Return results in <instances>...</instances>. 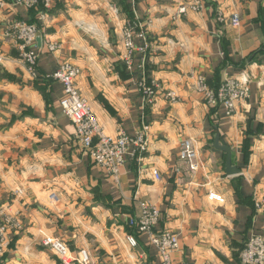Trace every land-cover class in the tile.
Instances as JSON below:
<instances>
[{
    "label": "crops",
    "instance_id": "0c3cea01",
    "mask_svg": "<svg viewBox=\"0 0 264 264\" xmlns=\"http://www.w3.org/2000/svg\"><path fill=\"white\" fill-rule=\"evenodd\" d=\"M181 1L201 8L178 14L164 0H54L42 22L35 10L0 0V210L25 223L0 264H59L43 238L61 239L71 264H82L80 250L88 264H159L146 234L125 221L145 200L160 211L154 230L178 235L175 264H243L247 239L264 237V0ZM234 12L238 27L229 25ZM16 20L42 28L32 74L19 43L2 32ZM127 23L144 33L130 68L121 44ZM63 60L79 68L77 87L106 135L148 125L146 151L120 169L117 184L82 151L60 109L62 84L49 76ZM197 75L210 88L237 78L246 95L227 115L206 104ZM145 77L159 86L151 103L139 90ZM216 136L238 173L226 174ZM185 139L201 159L197 170L178 157Z\"/></svg>",
    "mask_w": 264,
    "mask_h": 264
},
{
    "label": "built area",
    "instance_id": "2783aa9c",
    "mask_svg": "<svg viewBox=\"0 0 264 264\" xmlns=\"http://www.w3.org/2000/svg\"><path fill=\"white\" fill-rule=\"evenodd\" d=\"M13 3L22 5L26 9L36 8L41 5V11L37 14L38 19L45 21L47 11H49L54 0H12ZM177 4V13L183 14L187 10L198 11L201 8L200 3L187 2L181 0H164ZM116 12V8L113 7ZM229 25L238 27L240 18L238 13L234 12L229 16ZM42 28L39 23H28L24 20L8 22L2 29L5 37L15 39L19 43L20 57L24 61L28 72L31 74L35 70L38 61V51H34L32 46L40 36ZM144 37V33L127 23L122 27L121 44L124 51L123 58L128 68L133 65L135 50V38ZM58 46L49 44V51H56ZM145 61L139 65L143 68ZM80 74L77 66L69 60H63L59 63L58 69L49 77L62 84V97L59 100V106L64 115H66L74 127V139L92 160L93 164L99 167L107 176L111 177L117 184L119 180L120 169L130 160H141V155L146 151L148 125L143 124L133 135L119 130L116 136L106 135L100 126L96 115L90 107L88 100L82 95L77 87L76 80ZM195 87L204 98L207 105L211 107L222 106L227 115L234 112L235 105L246 95L244 83L237 78L227 77L224 79L217 90L207 86L205 78L197 75L195 78ZM158 84L154 80L145 77L139 85L140 93L143 99L151 103L154 100ZM167 96L174 100L173 93H167ZM178 157L190 164V168L197 170L200 168L201 159L198 157L193 143L190 139H185L180 143ZM154 180H160L161 175L158 171H152ZM139 212L137 216L126 217V222L134 228L139 234H146L148 243L155 246L159 264H175L172 254L179 248L178 235L163 229L155 231L160 217V211L156 205L149 201L138 202ZM11 224L19 227V221L14 218L0 219V242L6 235V227L3 224ZM131 246L137 244L135 238L131 235L126 236ZM45 244L50 245L54 253L63 259L65 264H69L70 253L67 246L61 239L45 240ZM79 262L88 264L89 258L85 251H79ZM240 261L243 264H264V237L252 235L245 242L240 253Z\"/></svg>",
    "mask_w": 264,
    "mask_h": 264
},
{
    "label": "rangeland",
    "instance_id": "374dc122",
    "mask_svg": "<svg viewBox=\"0 0 264 264\" xmlns=\"http://www.w3.org/2000/svg\"><path fill=\"white\" fill-rule=\"evenodd\" d=\"M49 78H51V77H49ZM52 79V78H51ZM17 194L19 193V194H22V190H18V192H16ZM146 201V200H145ZM150 202V201H149ZM5 218H14V219H16V220H18L19 221V227H15V226H13V225H11V224H6L5 222H3V224L5 225V227H6V235H5V237H4V239L0 242V256H3L4 254H5V252H6V250H7V248L9 247V243H10V236L11 235H16V234H18V233H20V232H22V231H24V229H25V223H24V220L21 218V216L20 215H18V214H5L3 211H1L0 210V219H2V221H4V219ZM130 228H132V227H130ZM133 229V228H132ZM138 233V232H137ZM139 234V233H138ZM128 235H130V234H128ZM128 235H126V236H128ZM131 236H133V235H131ZM134 237V236H133ZM135 238V237H134ZM47 238H43V240H42V244L46 247V248H48L54 255H55V257L57 258V260H58V262H59V264L61 263V264H65L64 262H63V259L62 258H60V257H58L55 253H54V251L52 250V247L50 246V245H47V244H45V240H46ZM135 240H136V242H137V239L135 238ZM66 245V244H65ZM67 246V245H66ZM136 246V245H135ZM67 249H68V251H69V253H70V255H71V251H70V249L67 247ZM86 253V252H85ZM77 255V258L79 257V252H77L76 253ZM87 254V253H86ZM69 261H70V263L69 264H71L72 263V260L69 258L68 259ZM78 261H79V258H78Z\"/></svg>",
    "mask_w": 264,
    "mask_h": 264
},
{
    "label": "water",
    "instance_id": "95a60500",
    "mask_svg": "<svg viewBox=\"0 0 264 264\" xmlns=\"http://www.w3.org/2000/svg\"><path fill=\"white\" fill-rule=\"evenodd\" d=\"M218 139H219V137L216 136L214 139V147L217 148L218 150L226 153V158H225V172H226V174L227 175H233V174L238 173V169L231 165L230 148L228 146L218 145Z\"/></svg>",
    "mask_w": 264,
    "mask_h": 264
},
{
    "label": "trees",
    "instance_id": "16d2710c",
    "mask_svg": "<svg viewBox=\"0 0 264 264\" xmlns=\"http://www.w3.org/2000/svg\"><path fill=\"white\" fill-rule=\"evenodd\" d=\"M30 9H33V10H35L37 13H39L40 11H41V5H38L36 8H30ZM48 12V11H47ZM27 22V21H26ZM28 23H30V22H28ZM221 84V83H220ZM219 84V85H220ZM219 85L217 86V87H213L212 89H214L215 91L217 90V88L219 87ZM126 221V220H125ZM127 225H128V223H127ZM129 226V225H128ZM130 227V226H129ZM134 229V228H133Z\"/></svg>",
    "mask_w": 264,
    "mask_h": 264
}]
</instances>
